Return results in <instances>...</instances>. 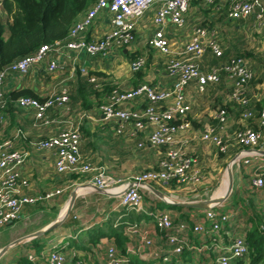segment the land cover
I'll return each instance as SVG.
<instances>
[{
    "label": "built area",
    "instance_id": "1",
    "mask_svg": "<svg viewBox=\"0 0 264 264\" xmlns=\"http://www.w3.org/2000/svg\"><path fill=\"white\" fill-rule=\"evenodd\" d=\"M206 8L221 5L225 7L226 16L231 20L253 19L257 27L264 25V0H201ZM155 7L151 17L156 27L148 39V45L159 54L167 57L165 70L171 79L168 87H155L140 83L130 89L108 83L101 74L87 72L84 67L79 71L93 88L103 95L98 104V111L103 119L113 123V133L121 135L128 125L132 127L129 136L148 129L145 139L137 144H146L162 149L163 156L156 167L143 170L125 181L115 179L104 168L93 166L81 153V124L84 114L74 122H68L57 133L29 141L36 151H51L54 154V169L57 173L84 175L94 173L89 183L107 192H114L123 207L133 209L136 213L151 216L154 228L166 242L171 245V252L179 255L189 247L186 233H209L216 241L224 225L228 222V213L218 210V204H209L204 211L205 223L190 225L184 221H174L169 213L147 210L143 204L141 191L149 190V183L156 182L164 186L198 185L202 173L197 166L196 157L186 152L189 139L184 133L191 132L188 114L192 110L191 102L185 88L193 83L196 94H202L211 84L224 80L228 100L237 107L239 127L229 131L231 119L225 106H218L212 114L216 125L207 124L199 133L198 140L211 146L217 155L229 153L232 147L238 152L231 158L234 164H249L252 157L262 156L256 150L264 136V103L259 95L248 94L249 84L254 73L241 55L229 57L225 62L213 64L203 69L199 60L206 49L214 58L223 56L224 45L215 33L206 26H195L187 41L176 53H172L165 29L169 25L182 28L189 0H94L80 12L69 27L66 37L45 43L32 54L10 62L0 69V122L5 120L3 112L8 105L4 92L5 80L13 75H25L44 63L47 72H65L64 63L72 62V71H76L75 62L79 55L105 57L111 52L119 51L135 41L137 22L151 8ZM110 15V28L98 37H86L93 21L102 13ZM144 55H138L130 62L133 72L144 67ZM109 87L105 91V87ZM70 101V87L62 82L56 90L44 97L21 95L13 105L29 114L33 126L59 123V118L67 112ZM260 103V108H255ZM138 105V106H137ZM254 121L256 127L248 124ZM20 128L0 143V228L16 221L27 206L49 201L61 193L62 189L52 188L36 194H28L30 181L22 176L21 169L28 157V151L15 148L16 142L24 137ZM254 189L264 191V172H259L251 179ZM136 225L128 230L134 231ZM264 229V224L260 225ZM142 243L150 245L151 239L143 234ZM193 248L192 246H190ZM249 252V245L244 234L234 235L231 242L221 247V253L214 257L213 264H238ZM40 255L44 264H87L79 257L67 255L55 247L43 250ZM29 254V260H35ZM128 257L119 253L116 246L106 247L105 258L101 264H127ZM9 264H15L11 262Z\"/></svg>",
    "mask_w": 264,
    "mask_h": 264
},
{
    "label": "crops",
    "instance_id": "2",
    "mask_svg": "<svg viewBox=\"0 0 264 264\" xmlns=\"http://www.w3.org/2000/svg\"><path fill=\"white\" fill-rule=\"evenodd\" d=\"M154 10L155 7L148 10L137 22L135 41L119 51L111 52L103 58L79 55V59L75 62L76 71H72V62H66L64 63L66 65L65 72L49 73L43 63L38 69H33L23 76L13 74L5 80L3 86L5 96L19 88L32 89L36 97L42 98L48 94L49 90H51L50 92L56 90L62 82L67 83L72 91L67 104V112L59 118L57 124L33 126L29 114L26 111L22 112L14 105L9 106L8 104L7 108L1 112L5 120L0 122V143L9 138L17 128H20L25 135L14 145L15 148L28 151V157L22 166L21 174L30 181V184L23 191L28 194H36L52 188L62 189L61 193L53 199L34 206H27L22 210L16 221L22 220L26 216L28 218L27 227L15 230L14 236L8 242H0V249L14 241L18 242L10 245L8 249L17 245L23 247L22 256L7 264L11 262L15 264H44L45 260L40 253L52 247L64 251L69 256L74 254L75 257H79L87 264H101L105 258L106 247L113 244L117 248L115 237L104 236L97 243L92 244L89 242V234L93 228L98 226L107 229L106 222L108 221L114 227L126 223L121 234L126 238L124 254L127 257L136 256L149 264H185L189 260L193 262L197 256L196 264H213L214 257L221 253V247L229 244L234 235H245L246 230L251 227L250 218H254L255 214L264 215V191L256 190L251 185L253 176L264 172V136L259 147L256 148L262 156L252 157L249 164H242L236 173L231 174V191L221 203H218V210L229 215L227 225L225 224L223 227L224 230L219 237L216 236V241H212L214 237L209 233L187 232L189 247L179 255L171 252V245L154 228L151 216H145L121 206L114 192L103 193L88 185L94 173L84 175L57 173L54 169V154L51 151H36L29 144L32 139L57 133L68 122H74L81 114H84L81 124V153L93 166L104 168L108 174L121 181L127 180L139 171L156 167L157 162L163 156L162 149L148 144L144 147H137V144L145 139L148 129L132 137L129 136L132 127L127 125L121 135H115L113 123L103 119L98 111L97 106L102 101L103 95L90 91L85 76L79 71L82 66L87 72L100 73L107 79V84L112 83L122 89H130L140 83L163 88L170 86L171 79L165 70L167 57L159 54L147 43L156 28L151 22ZM250 20H231L226 16L225 7L222 5L219 8H206L201 0H189L185 25L182 28L169 25L165 29V34L169 40L170 50L174 54L187 41L195 26H207L224 45L223 56L216 58L219 59L216 63H223L234 55L245 57L254 73V78L248 87V94L259 95L262 100L264 98V76L260 71L262 69L253 65L247 56L249 54L237 53L236 47L229 41L230 37L227 38V35H231L232 27L236 33L246 34L249 28L246 24ZM109 28L110 15L106 12L102 13L93 21L86 37H98ZM231 48H234L235 51ZM206 51L209 52L208 49ZM138 55H144L146 63L139 71L133 72L130 69V62ZM204 56L205 53L199 60L203 69L208 67L203 60ZM79 85L83 88V96L77 94ZM184 91L192 106V110L188 114L191 132L184 133L189 139L186 152L198 160L197 166L202 173V180L196 186L175 183L171 186H164L151 182L149 190L141 191V194L147 210L167 212L174 221H184L191 226L197 222L205 223L207 226L203 217L208 206L189 208L179 206L177 203L197 202L209 198L221 199L222 197L219 198V196L224 175L218 165L226 162L231 154L234 156L239 148L232 147L228 154L217 155L211 146L198 140V135L205 125H216L212 114L218 106L210 109L203 102L204 100L208 102L214 100L220 102L219 106L227 107L232 122L229 131L239 127V115L237 107L228 100L224 80L218 84L209 85L202 94L194 92L193 83L189 84ZM84 103L87 107L84 106ZM248 124L256 127L254 121H249ZM213 181H215V185H219L208 195L209 185ZM74 189L82 191L76 193L71 206L73 220L68 223L63 220L57 227L43 232L35 238H28V235L42 232L60 218ZM46 206L48 209L45 211ZM57 211L58 213H56ZM137 215L141 216L138 220L136 219ZM14 222L7 226H13ZM132 222V225H136L135 232L128 230V225ZM31 226L33 227L28 229ZM143 234L151 239L150 245L146 246L142 243ZM34 243L41 244L43 248L35 250L32 246ZM209 243L210 245H208ZM117 250L119 249L117 248ZM29 254L35 255V260H29Z\"/></svg>",
    "mask_w": 264,
    "mask_h": 264
},
{
    "label": "trees",
    "instance_id": "3",
    "mask_svg": "<svg viewBox=\"0 0 264 264\" xmlns=\"http://www.w3.org/2000/svg\"><path fill=\"white\" fill-rule=\"evenodd\" d=\"M93 1L0 0V69L12 61L34 53L42 44L66 37L69 27L76 16ZM96 74L99 75L100 73ZM86 82L88 83L87 80ZM88 85L90 86V91L99 95L100 92L96 91L90 83ZM108 89V86L104 88L105 91H108ZM82 92L83 88L79 85L77 94L83 96ZM21 95L36 97L32 89L18 88L6 96L9 106L13 105L14 100ZM263 102L264 98L262 99ZM84 106H86L85 103ZM255 108L259 109L260 103L256 104ZM125 208L134 211L131 208ZM263 216V214H255L254 218L256 219L250 218L251 227L245 232L249 252L237 260L238 264H264V229L260 228V225L264 224ZM140 217V215H137L136 219L138 220ZM125 224L121 223L114 227L108 221L106 222L107 229L101 226L95 227L89 234V242L95 244L101 237L114 236L119 253L124 255L126 238L121 232ZM132 224L133 222L130 223V225ZM223 230L224 228L221 232ZM127 264L149 263L140 260L136 256H130Z\"/></svg>",
    "mask_w": 264,
    "mask_h": 264
},
{
    "label": "rangeland",
    "instance_id": "4",
    "mask_svg": "<svg viewBox=\"0 0 264 264\" xmlns=\"http://www.w3.org/2000/svg\"><path fill=\"white\" fill-rule=\"evenodd\" d=\"M246 25L249 26L246 34H244L243 32L236 33L234 31L235 29L232 27L230 29L231 35H227V38L230 37L229 41L231 44H234L233 46L236 47V50L238 51L237 53L249 54V55H247L248 58L252 61L253 65H257L259 67V69H262L260 71H262V74L264 76V25H262L261 27H257V25L253 22V19H251ZM227 38H225V39H227ZM231 49L233 51H235L234 48H231ZM203 60L207 64V66H210V65H213L216 62H218L219 59L214 58L208 51H206L205 56L203 57ZM216 64H218V63H216ZM50 91L51 90H49L47 93H50ZM203 103L204 104L206 103V105H208L210 109L214 108V107L216 108L220 104V102L214 101V100L210 101V102L204 100ZM204 108H203V110H204ZM22 112H24V111H22ZM110 150H111V148L109 149V151ZM105 157H107L106 154H105ZM232 157H233V154L228 156L226 162L218 165V167L219 166L221 167V172L223 173V175L226 172L227 164L229 163V161L231 160ZM241 166H242L241 163L239 165L238 164L232 165L231 166V174L236 173V171H238ZM139 169H136V170H139ZM218 185L217 184L215 185V181H213L212 184L209 185L210 187H209L207 194L210 195V193L212 191H214ZM259 197H261V196L259 195ZM47 209H48V206H46L44 210L46 211ZM56 213H58V211ZM72 214L73 213L70 211L69 214L66 216V218L64 219L65 221H67L66 223H68L70 220H73ZM27 219L28 218H26V216H25L22 220L15 221L14 222L15 224L13 226H7L6 225L5 227L1 228L0 229V242H2V243L8 242L10 240V238L12 236H14L13 233L15 232V230L26 228L27 227ZM226 225H227V223H226ZM32 227L33 226L28 227V229L32 228ZM82 235H83V233H82ZM208 245H210V243ZM32 246L37 251L40 250L41 248H43L42 245L38 244V243H34ZM22 251H23V247L20 245L14 246L11 249H7V252L0 258V264H7L9 261L17 260V258L22 256V253H23ZM197 259L198 258L196 256L195 259L193 260V262L191 260H189V261H186L185 264H196Z\"/></svg>",
    "mask_w": 264,
    "mask_h": 264
},
{
    "label": "water",
    "instance_id": "5",
    "mask_svg": "<svg viewBox=\"0 0 264 264\" xmlns=\"http://www.w3.org/2000/svg\"><path fill=\"white\" fill-rule=\"evenodd\" d=\"M227 170H228V185H227V190H226L225 195L221 199L213 200L212 198H209V199H204V200H200V201H197V202H186V203H177V204L179 206L192 208V207H207V206H209V204H218V203H221V201L224 200L228 196V194L231 191V187H232V175H231V162L230 161L227 164ZM88 185L96 188V190H98L100 192L108 193L107 191H104V190L100 189L99 187L95 186L93 183H88ZM148 187H151V186L148 185ZM76 193H77L76 189H74L71 192L70 197H69V200L67 202V208L65 210L64 215L61 218H59L57 221H55L54 223H52L49 227H47L46 229H44L42 232L39 231V232H35V233L31 234V235H28V238H35V237L41 235L43 232L49 231V230L57 227L66 218V216L69 214ZM162 198H163V196H162ZM8 224H10V223H8ZM17 242L18 241H14L10 245H14ZM10 245H8V246L3 247V248L0 249V257L7 251V249L10 247Z\"/></svg>",
    "mask_w": 264,
    "mask_h": 264
},
{
    "label": "bare ground",
    "instance_id": "6",
    "mask_svg": "<svg viewBox=\"0 0 264 264\" xmlns=\"http://www.w3.org/2000/svg\"><path fill=\"white\" fill-rule=\"evenodd\" d=\"M226 182V184H225ZM227 185H228V171L225 172L224 174V180H223V183L221 184V189H220V197H223L226 193V190H227ZM77 192H81L82 190H76ZM222 195V196H221ZM67 208V203L65 204L64 208H63V211L61 212L60 214V218L64 215L65 213V210Z\"/></svg>",
    "mask_w": 264,
    "mask_h": 264
}]
</instances>
